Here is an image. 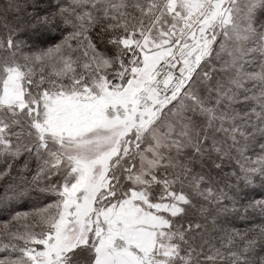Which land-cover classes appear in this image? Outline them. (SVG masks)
Instances as JSON below:
<instances>
[{
    "label": "snow or ice",
    "instance_id": "snow-or-ice-1",
    "mask_svg": "<svg viewBox=\"0 0 264 264\" xmlns=\"http://www.w3.org/2000/svg\"><path fill=\"white\" fill-rule=\"evenodd\" d=\"M0 264H264V0H0Z\"/></svg>",
    "mask_w": 264,
    "mask_h": 264
}]
</instances>
